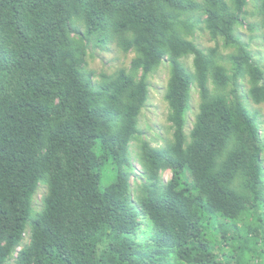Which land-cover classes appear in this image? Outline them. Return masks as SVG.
I'll return each instance as SVG.
<instances>
[{"label":"trees","instance_id":"1","mask_svg":"<svg viewBox=\"0 0 264 264\" xmlns=\"http://www.w3.org/2000/svg\"><path fill=\"white\" fill-rule=\"evenodd\" d=\"M247 3L0 0V264L28 226L17 264H250L261 256L254 229L239 226L251 211L264 239V149L239 92L248 76L251 99L264 103V71L236 33ZM259 8L264 27V0ZM194 23L234 49L230 70L218 46L204 50L187 38ZM91 39L133 50L130 69L95 85L83 70ZM165 60L172 141L140 144L138 208L129 148L149 77ZM194 85L200 103L186 133ZM109 166L114 180L102 186ZM167 170L172 177L163 183ZM41 183L47 193L34 213ZM140 215L151 227L145 242L138 241Z\"/></svg>","mask_w":264,"mask_h":264},{"label":"rangeland","instance_id":"2","mask_svg":"<svg viewBox=\"0 0 264 264\" xmlns=\"http://www.w3.org/2000/svg\"><path fill=\"white\" fill-rule=\"evenodd\" d=\"M198 1L201 2L202 0ZM76 26L81 32L85 31L81 22H76ZM236 33L240 40L247 45L253 59L264 71V27L263 16L259 8V0H248L245 13L242 16V21L236 27ZM187 38L193 40L198 47L204 50L218 46L219 54L222 57V63L230 70L231 64L228 57L234 53V49L224 47L222 40H213L208 31L205 29L203 23H194V28H192ZM134 57L135 52L133 50L124 51L117 40L112 39L106 43H97L96 39H91L90 42H88L85 59L86 62L83 70L86 74H90L92 76L94 84L97 85L102 82V79L105 76H114L123 69L129 70ZM184 62L187 69L190 72H193V58H186ZM170 74L169 62L165 60L157 68V70L150 75L149 97L139 117V133L136 135V139L131 142L129 148V159L132 165L131 183L134 194L133 198L138 208L139 204L137 203V197L140 196L139 187L142 185V182H145L143 167L140 163V144L145 141L149 142L153 147L165 148L172 141L173 130L171 123L168 121L169 106L165 100V92ZM210 87L213 88L212 83H210ZM249 89V78L248 76H245L240 80L239 92L244 106L255 118L259 126L261 141L264 149V103H254L249 95ZM199 103V91L197 86L194 85L192 88L190 108L187 115L186 133H189L192 129L196 114L198 113ZM262 166L264 181V150L262 152ZM114 176L115 171L113 167H107L103 171L102 186L112 182L114 180ZM171 177L172 172L170 170L164 171L161 174L163 183L168 182ZM46 193L47 186L41 183L33 199L34 213H37L42 209V202ZM262 217L264 219V206L262 209ZM139 219L141 221V228L138 231V241L145 242L151 234L150 223L142 215H140ZM239 224L240 227H249L250 229H254L256 237L253 239L259 238L258 243L253 247V249L261 253V256L255 257L254 255L250 264H264V239H261L263 232L261 228L258 229V224L254 214L251 211L244 212L240 217ZM210 233L216 234L217 232L211 228ZM217 234V237H214L216 242H218V239L221 241V235L219 233ZM30 235L31 229L30 226H28L21 246L17 248V251L6 264H17L18 252L22 249V247L29 244ZM223 249L225 252L229 253L231 247L225 245ZM216 250H219L218 246Z\"/></svg>","mask_w":264,"mask_h":264}]
</instances>
